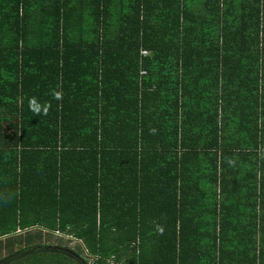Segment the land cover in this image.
Returning <instances> with one entry per match:
<instances>
[{
	"label": "trees",
	"instance_id": "1",
	"mask_svg": "<svg viewBox=\"0 0 264 264\" xmlns=\"http://www.w3.org/2000/svg\"><path fill=\"white\" fill-rule=\"evenodd\" d=\"M3 239L264 264V0H0Z\"/></svg>",
	"mask_w": 264,
	"mask_h": 264
},
{
	"label": "crops",
	"instance_id": "2",
	"mask_svg": "<svg viewBox=\"0 0 264 264\" xmlns=\"http://www.w3.org/2000/svg\"><path fill=\"white\" fill-rule=\"evenodd\" d=\"M53 239V238H52ZM5 239L0 243V261L10 258L14 255L17 248L13 244H6ZM49 246H58L55 241H50ZM77 249V248H76ZM71 251L74 252L73 249ZM79 252V251H77ZM7 264H82L80 260L71 253L57 254L53 252H41L33 257H23L19 260L11 261Z\"/></svg>",
	"mask_w": 264,
	"mask_h": 264
},
{
	"label": "rangeland",
	"instance_id": "3",
	"mask_svg": "<svg viewBox=\"0 0 264 264\" xmlns=\"http://www.w3.org/2000/svg\"><path fill=\"white\" fill-rule=\"evenodd\" d=\"M36 230V228H32L30 231ZM58 232H54V234L50 235V239H45L42 241V243H44L45 245H48L50 243V241H55L56 245H61L63 247H67L69 249H73L74 252L75 251H79L78 249H76V244H78V242L75 240V236L73 234H70L68 232H63L61 230H57ZM65 234V235H63ZM53 238V239H52ZM73 252V251H72ZM89 257V261L91 262L92 260H94V257L92 256H88V254L86 255V258ZM94 264V263H91ZM109 264H118L116 260H109Z\"/></svg>",
	"mask_w": 264,
	"mask_h": 264
},
{
	"label": "clouds",
	"instance_id": "4",
	"mask_svg": "<svg viewBox=\"0 0 264 264\" xmlns=\"http://www.w3.org/2000/svg\"><path fill=\"white\" fill-rule=\"evenodd\" d=\"M52 95L53 97L56 99V100H61L62 99V93L61 92H58V91H53L52 92ZM51 105L50 103H45L44 105H41L37 102V99L36 97H32L30 98L29 100V109L33 112V114L35 115H47L48 114V111L50 109ZM161 232H163V229L160 228L159 229ZM58 232V231H56ZM65 235V234H63Z\"/></svg>",
	"mask_w": 264,
	"mask_h": 264
},
{
	"label": "built area",
	"instance_id": "5",
	"mask_svg": "<svg viewBox=\"0 0 264 264\" xmlns=\"http://www.w3.org/2000/svg\"><path fill=\"white\" fill-rule=\"evenodd\" d=\"M143 54H144V55H146V54H147V52H144Z\"/></svg>",
	"mask_w": 264,
	"mask_h": 264
}]
</instances>
